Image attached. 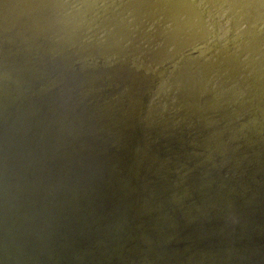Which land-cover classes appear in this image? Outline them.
<instances>
[{
  "label": "bare ground",
  "instance_id": "bare-ground-1",
  "mask_svg": "<svg viewBox=\"0 0 264 264\" xmlns=\"http://www.w3.org/2000/svg\"><path fill=\"white\" fill-rule=\"evenodd\" d=\"M4 1L6 8L10 5L15 6L9 11L10 19L13 17L16 19L18 14L19 18L22 17V11L25 12L26 8L22 0L15 3L16 5L10 0ZM65 1L70 3L61 15L58 8ZM35 7L37 8L34 27H53L57 34L49 37L47 43L60 49V52L64 51L65 56L70 57V63L78 61L77 69L82 73V75L79 73L78 78L76 71L67 69L68 63L63 62L61 65L46 63L35 49L41 64V78L55 80L57 82L55 89H59L60 85L69 91H75L64 93L60 90L62 95H59V99H72L78 105L79 101H84L85 105H90L95 96H98V93L95 95L93 92H80L82 89L91 91L95 87L100 88L101 85L97 86L98 82H91L89 78L86 82L79 81V84H73L71 79L83 80L80 78H84L87 72L103 76L104 67L97 70L93 54L85 56L80 53L82 56L79 54L75 57L69 47L79 42L81 40L79 36L86 35L89 30L96 31V22L100 19L109 22L110 25L104 43L109 45L108 48L111 50L115 48L114 52L119 54L118 56L121 58L128 56L129 52L133 51L136 38L142 42L139 46L136 44V53L139 52L141 55L145 51L149 53L146 58L151 60L146 66L153 68L152 71L137 72L131 79V75L125 74L128 76L126 80L130 79V82L123 84V90L129 98L123 101L124 112L119 101L120 92L116 87V79L113 80L115 77L106 72L111 78L104 86H111L115 98L111 97L110 103L108 100L105 101L106 108L114 118H119L122 129L116 134L110 133L108 125L112 121L109 119L103 128L108 135L116 137L123 132V141L116 143V137L103 138L106 135H102L95 124L94 129L91 128L94 131L92 134L88 130L85 133V137L94 135L96 144L106 145L102 152L105 159H102L97 148L91 145H88L86 152L92 155L90 160H101L106 164L107 170L112 172L106 176L108 184L111 185L109 181L111 178L118 190L126 192V200H119V195L115 199L116 205L122 204L119 207L120 212L125 216L130 215L131 203L134 201L141 222L144 202L147 198L154 197L152 183L159 186L157 194L161 191L168 192L171 187L178 188L177 194L181 200L193 210L210 201L209 192L217 188L219 181L215 174L220 176V180L227 178L228 183L232 185L229 192L233 195L246 190V187L242 189L238 184V181L243 179L245 186L250 190L248 196L243 195L235 200L232 198L228 207L225 203L217 204L218 209L205 213L201 224L204 230H209L207 233L201 229L197 230L198 216L193 219L190 212L177 208L175 211L183 224L172 227V213L156 204L152 212L156 220H161L157 236L161 242L172 245L170 248H158L157 253L169 251L170 256L176 257L172 255V251L180 252L193 264H264V0H38ZM1 10L7 9H0V17ZM26 11L31 12V9L26 8ZM211 11L220 17L219 22L211 15ZM148 14L149 16L158 14L166 20L154 26L150 32L151 37L160 38L157 44L162 46H156V49L151 47L146 34L140 32L144 22L149 21V17L147 19L144 17ZM87 18L90 19L91 25ZM125 18L128 19L127 22L121 23ZM126 28L132 29L136 36L129 38ZM10 31L12 32L11 29ZM28 31L29 26L28 30H24L21 35L17 34V37L21 39L24 34H29ZM10 34L9 30H0V37L6 41ZM95 42L98 45V41ZM126 42H129L130 46L124 48ZM184 43H187V46L180 55L182 56L185 51L193 53L186 52L184 59L176 58L170 50L174 47L183 48ZM12 45L16 44L12 42ZM200 46L203 47L199 48ZM93 47L95 44L88 40L82 47L72 46L75 52L83 53ZM7 48L6 44L0 42V50L9 53ZM167 54L169 55L166 56ZM2 55L1 52L0 56ZM9 55L10 64L20 69L26 64L34 63L25 59L24 55L18 56L16 52ZM163 57L166 61L163 62L164 68L155 71L154 67L158 65V60ZM167 63L171 66L166 69ZM139 65L142 64H136ZM64 69L68 72L65 73ZM114 69L118 73L123 72L121 65ZM94 70L96 72H90ZM207 71H210L208 76ZM76 92L80 95L79 101ZM91 94L95 96H89ZM139 99L141 101L137 105ZM169 100L177 101L175 108L182 103L173 119L172 130L175 131L177 125L175 123H180L183 119L186 130L178 137L171 136L163 140L165 127L155 124L157 128L151 129L149 125L152 123L150 108L153 102H156L160 105V112L169 113L175 103ZM240 106L241 109L244 108L242 113L236 111V108L240 110ZM118 112L124 116H118ZM101 113L100 107L89 108L88 117L94 120L101 117ZM75 121L79 122L76 118ZM196 121L204 123L203 126L191 127ZM164 122L165 120L160 123ZM169 124L170 122H166L165 126ZM240 127L244 130V137L238 131ZM205 141L206 146L201 147L200 144ZM247 146L248 148L244 150ZM224 147H228L229 152L219 157V150ZM81 148H84V145ZM146 150L150 159L144 160ZM229 159L234 163L233 169L226 168V171H222L221 167L225 166ZM218 161H221L220 169L217 166ZM187 167L194 175L181 172ZM251 168L255 172H251ZM150 170L152 175L157 173V177H149ZM17 175L20 174L16 173ZM76 181L78 177L75 174L74 182ZM74 186L78 188V182ZM256 186L259 187L258 191L252 190V187ZM193 189L199 190L196 207L192 206L190 199L189 192ZM170 193H165L168 198ZM168 201L173 204L172 198ZM212 201L215 205V201ZM194 215H197V212H194ZM209 221H214V226H206ZM144 226L147 229V221ZM164 226L165 230L161 231ZM182 232L187 234L185 240L180 239ZM143 248L145 251L142 259L146 263L155 264L156 261H152V257L151 260L145 257L148 247ZM197 252L200 254H196ZM161 264L168 262L164 258ZM173 264L183 263L176 258Z\"/></svg>",
  "mask_w": 264,
  "mask_h": 264
},
{
  "label": "water",
  "instance_id": "water-1",
  "mask_svg": "<svg viewBox=\"0 0 264 264\" xmlns=\"http://www.w3.org/2000/svg\"><path fill=\"white\" fill-rule=\"evenodd\" d=\"M18 1L21 0H10L14 4ZM22 1V4H25L24 8L31 9V12L26 11L25 8V12L22 11V17L19 18L18 14L16 18L18 20L16 21L14 17L10 19L9 13L15 6L10 5L11 7L7 6L6 8L4 6L6 1L0 0V9L8 10V12L7 10H1L0 30H9L11 33L10 37H6L7 41L5 38L0 37V42L6 44L9 53L16 52L18 56L24 55L26 56L25 59L34 62L26 64L20 69L10 64L11 56L9 53L0 50V55L1 52L3 53L2 57L0 56V264H152L146 263L142 259L145 251L143 247H148L145 257L149 260L152 257V261H156L155 264H161L164 258L168 264H173L176 258L182 261L183 264H193L188 257L181 255L180 252L172 251V255L176 257L170 256L169 251L157 253L158 248H170L172 245L161 242L162 240L157 236L161 220L155 219L152 208L156 204H160L167 212H171L172 227H179L183 224L177 211H175L176 208L190 212L193 219L198 216L196 227L199 229H196L198 231L200 229L204 230L201 219L206 216L205 213L218 209L217 204L222 205L225 203L228 207L232 198L235 200L243 195L248 196L250 190L245 186V181L243 179L238 181L242 189L246 187L244 194L239 192L233 195L229 192L232 185L230 182L228 183L227 178L220 180V176L215 174L219 181L217 188L213 192H209L210 201L193 210L181 200L177 194L178 188L171 187L168 189V192H171L168 198L165 194L168 192L161 191L157 194L159 186L152 183L154 197L147 198L143 204V217L141 215L142 220H144L143 223H141L142 220L140 222V215H138L136 206H134V201L131 203L130 215L125 216L123 212H120L119 207L122 204L117 203L116 205L115 199L119 195V200H126V192L123 193V191L118 190L116 183H113L111 178H109L111 185L108 184L106 176L112 172L107 170L106 164H103L101 160H90L91 154L86 152L88 145H91L97 148L101 158L105 159L102 152L106 145L96 144V137L94 135L93 137H85V133L88 130L92 134L94 132L92 130L94 129L93 124H95L98 131L102 135H106L103 138L108 139L110 137L114 139L116 137L108 135L103 128L107 124L106 120L109 119L112 121L108 125L110 133L116 134L117 131L122 129L119 118H114L106 108L105 101L108 100L110 103L111 97L115 99L111 86H104L111 78L107 73L115 77L113 80L116 79V87L120 92L119 101L124 112L123 101L129 98L123 90V84L130 82L132 76L137 72L152 71L153 68L146 66L151 60L146 58L149 53L148 51L143 52L142 55L139 52L136 53V44L139 46L142 43L136 38L135 43H133V51L123 58L118 56L119 54L114 52L116 51L115 48L111 50L108 48L109 45L104 43L110 25L109 22L100 19L96 22V31L90 32L89 30L86 35L79 36L81 39L79 42H75L69 47L71 54L75 57L80 53L85 56L93 54L97 70L104 67L103 76L99 73L90 74L87 72L85 74L86 78H80L83 80L71 79L73 84H79V81L86 82L89 78L95 79V81L89 80L98 82L97 86L101 85L100 88L95 87V91H93L95 88L91 91L85 88L86 90L82 89L80 92H93L95 95L98 93V96L89 95L95 96L90 105H85L84 101L80 102V95L77 92L79 105L72 99H59V95H62L60 90L64 93L75 91H69L60 85L58 86L59 89H55V83H57L55 80L41 78V64L35 49L41 54L46 63L53 62V65H61L63 62L68 63L66 64L67 69L76 71L75 74L79 78V73L81 75L82 73L77 69L79 66L78 61L70 63V57L65 56L64 51L60 52V49L47 43L49 37L57 34L53 27H34L37 8L35 6L38 4V0ZM69 3L65 1L60 4L58 10L61 15L64 14ZM156 10L159 11L158 8ZM211 15L219 22L220 17L216 13L211 11ZM144 17L146 19L149 17V21L144 22L143 29L140 32L146 34L151 47L156 49V46H162L157 44L160 38L151 37L150 32L153 31L154 26H158L166 20L158 14L157 16H149L148 14ZM87 20L91 25L90 19L87 18ZM127 20L125 18L121 23L125 24ZM11 22L13 23L12 27ZM28 26L30 27L29 34H24L19 39L17 34L21 35L24 30H28ZM126 32L129 38L136 36V34H133L132 29L126 28ZM86 40L94 43L95 47L91 50L86 49L87 53L85 51L84 53L83 51L75 52L72 46L80 45L82 47ZM95 41H98V45ZM12 42L16 45H12ZM127 46H130L129 42H126L124 48H127ZM183 46V48L174 47L170 52L174 53L176 58L184 59L186 52H193L185 51L181 56L180 52L186 48L187 43H184ZM164 58L158 60V65L154 67L155 71L164 68L163 62H166ZM136 62L142 65L136 66ZM119 65L122 66L123 72L121 73L114 69ZM170 66L167 63L166 69ZM67 69H64L65 73L68 72ZM209 72L207 71V76ZM125 74L131 75L129 81L126 80L128 76ZM39 78L40 80H38ZM46 78L48 79V77ZM198 80L201 81L200 78ZM209 80L213 81V79ZM103 81L104 83L101 84ZM166 90H169V88H166ZM140 101L141 99L137 100L136 104H140ZM169 102H175L174 108L169 113L160 112V105L156 102H153L150 108L152 123H149V125L151 129H155L160 125L165 127L163 129V140L169 139L171 136L178 137L186 130L184 119L180 123L174 122L177 125L175 131L172 130L173 119L179 110L178 107H182V103L180 102L179 106L175 108L177 101L169 100ZM99 107L102 111L101 117L94 120L93 118L89 119V108ZM243 109L240 106V110L236 108V111L242 113ZM118 116H124V114L119 113ZM75 118L79 122H76ZM163 120L165 122L160 123ZM166 122H170V124L165 126ZM203 124L196 121V124L194 122L191 127L197 125L200 128ZM139 127L138 125L137 129ZM238 131L244 137L243 128H238ZM123 137L122 132L120 136L116 137V143L123 141ZM206 144L207 141L202 142L200 146L204 147ZM82 145H84V148H81ZM246 148L248 146L244 150ZM150 151L152 152V150ZM228 152V147H224L219 150L218 155L219 157L225 156ZM143 157L144 160L150 159L147 150ZM219 157H216V159H219ZM220 162L217 163L218 169H220ZM233 164V161L229 159L225 162V166L221 167V170L223 171L226 168L232 170ZM69 168L71 169L68 172ZM160 170L164 171L163 169ZM185 170L182 169L181 172L194 175L190 168L187 167ZM15 172L20 175L16 176ZM251 172H255V170L251 168ZM75 174L78 177L76 182H74ZM148 176L157 177V173L152 175V170H150ZM77 182L78 188L74 186ZM220 183H224V185L221 186ZM258 189L257 186L252 187L254 191H258ZM189 193L191 204L196 207L199 190L193 189ZM170 198L173 199L172 205L168 201ZM212 200L215 201V205ZM167 201L168 203L165 204ZM194 212H197V215H194ZM144 214L146 215L144 216ZM146 221L147 229L144 226ZM206 226H214V221H209ZM165 228V226L162 227L161 231H164ZM204 231L207 233L209 230ZM186 235L182 232L180 239L185 240ZM196 254L200 253L197 252ZM196 254L194 253L193 256L197 263ZM155 257H158V259H155Z\"/></svg>",
  "mask_w": 264,
  "mask_h": 264
}]
</instances>
